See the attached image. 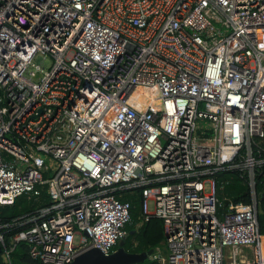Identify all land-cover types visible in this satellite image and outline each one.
<instances>
[{
    "label": "built area",
    "instance_id": "built-area-1",
    "mask_svg": "<svg viewBox=\"0 0 264 264\" xmlns=\"http://www.w3.org/2000/svg\"><path fill=\"white\" fill-rule=\"evenodd\" d=\"M261 164L264 0H0V206L48 196L0 222L3 264L19 243L41 264L110 254L129 188L162 221L160 264H264ZM224 169L248 203L219 210Z\"/></svg>",
    "mask_w": 264,
    "mask_h": 264
},
{
    "label": "trees",
    "instance_id": "trees-1",
    "mask_svg": "<svg viewBox=\"0 0 264 264\" xmlns=\"http://www.w3.org/2000/svg\"><path fill=\"white\" fill-rule=\"evenodd\" d=\"M216 183V196L221 203L219 210H225L229 202L248 203L250 200L249 186L246 175L235 169H224L214 175ZM255 190L258 194V227L259 232L264 235V164L255 169ZM116 196L122 201H127L130 205V222L125 226L124 247L129 252H143L150 249L155 250L160 247L164 241V229L162 221L154 216L149 217L147 221L140 222L141 212V188H129L118 190ZM48 202V196L42 190L39 196L28 197L19 196L12 205L0 206V222H10L13 218L33 212L40 205ZM20 227L10 228L6 234V241H9ZM116 248V246H115ZM14 264H41L39 260L32 259L28 255L27 245L19 243L12 253ZM0 264L2 257L0 252ZM136 264H160L156 259L150 257L145 261Z\"/></svg>",
    "mask_w": 264,
    "mask_h": 264
},
{
    "label": "water",
    "instance_id": "water-1",
    "mask_svg": "<svg viewBox=\"0 0 264 264\" xmlns=\"http://www.w3.org/2000/svg\"><path fill=\"white\" fill-rule=\"evenodd\" d=\"M262 195H264V189ZM124 239L119 240L115 250L108 255L97 248H90L79 253L70 264H136L145 261L153 254V249L139 253L125 250Z\"/></svg>",
    "mask_w": 264,
    "mask_h": 264
},
{
    "label": "rangeland",
    "instance_id": "rangeland-1",
    "mask_svg": "<svg viewBox=\"0 0 264 264\" xmlns=\"http://www.w3.org/2000/svg\"><path fill=\"white\" fill-rule=\"evenodd\" d=\"M32 62H33L34 64L39 65V66L42 67V68H46V67L50 64L51 60H50L49 57L43 58L42 56L37 55V56H35V57L32 59ZM160 250H162V251L165 252V247H164V245H161ZM151 258H153V257L150 256V259H151Z\"/></svg>",
    "mask_w": 264,
    "mask_h": 264
}]
</instances>
